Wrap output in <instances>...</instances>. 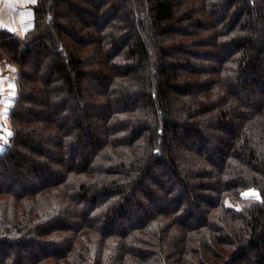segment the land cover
<instances>
[{
  "label": "trees",
  "instance_id": "obj_1",
  "mask_svg": "<svg viewBox=\"0 0 264 264\" xmlns=\"http://www.w3.org/2000/svg\"><path fill=\"white\" fill-rule=\"evenodd\" d=\"M0 62V264H264V0H37Z\"/></svg>",
  "mask_w": 264,
  "mask_h": 264
},
{
  "label": "crops",
  "instance_id": "obj_2",
  "mask_svg": "<svg viewBox=\"0 0 264 264\" xmlns=\"http://www.w3.org/2000/svg\"><path fill=\"white\" fill-rule=\"evenodd\" d=\"M37 2V0H36ZM32 0H0V29L23 36L34 24ZM31 13L29 17L23 13ZM23 21V23H21ZM16 99V67L0 63V114L8 117Z\"/></svg>",
  "mask_w": 264,
  "mask_h": 264
},
{
  "label": "rangeland",
  "instance_id": "obj_3",
  "mask_svg": "<svg viewBox=\"0 0 264 264\" xmlns=\"http://www.w3.org/2000/svg\"><path fill=\"white\" fill-rule=\"evenodd\" d=\"M2 63V62H0ZM7 63V62H5ZM10 64V63H8ZM16 95H17V87H16ZM12 134V130L10 127V122H9V114L8 117L7 115L0 114V151H2L9 143V137ZM255 192L257 194V198H252L251 196L249 198H245L244 195H242V200H240L237 204L238 206H241L243 204L249 203L252 200L258 199L259 194L255 190H247L245 193H252ZM243 193V194H245Z\"/></svg>",
  "mask_w": 264,
  "mask_h": 264
},
{
  "label": "snow or ice",
  "instance_id": "obj_4",
  "mask_svg": "<svg viewBox=\"0 0 264 264\" xmlns=\"http://www.w3.org/2000/svg\"><path fill=\"white\" fill-rule=\"evenodd\" d=\"M33 3L36 2V0H32ZM24 15H27V16H31L32 14L29 12V13H23ZM21 23H23V21H21ZM245 196V198H249L250 196L252 198H257V194L255 192H252V193H245L243 194Z\"/></svg>",
  "mask_w": 264,
  "mask_h": 264
}]
</instances>
